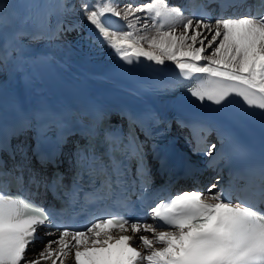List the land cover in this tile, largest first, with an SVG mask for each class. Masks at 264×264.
<instances>
[{
    "label": "snow or ice",
    "instance_id": "6c2138e0",
    "mask_svg": "<svg viewBox=\"0 0 264 264\" xmlns=\"http://www.w3.org/2000/svg\"><path fill=\"white\" fill-rule=\"evenodd\" d=\"M71 11L75 8L58 2L40 18V30L29 35L61 40L80 26L79 21L61 18ZM79 11L95 30L93 42L109 47L127 65L141 58L156 66L173 62L180 79L200 81L188 88L196 101L223 107L238 97L237 118L259 116L264 125V0H258L255 10L247 0H199L190 18L184 17L188 5L174 6L167 0H81ZM106 14L122 23H113ZM11 22L6 7H0V30ZM177 25H182V32H176ZM149 26L153 34L139 35ZM22 34L4 45L0 66L13 53L22 52ZM156 90L169 91L171 85L160 83ZM127 116V130L105 126V114L99 110L81 125L87 143L77 142L69 154L70 186L63 183V173L54 171L49 178L32 163L35 158L42 168L48 164L59 168L71 134L70 121L37 113L23 117L13 132L16 136L34 128L35 143L13 145L12 137L0 136V264H68L69 260L74 264H264V157L257 165L245 164L248 184L235 195L234 181L230 179L226 187L217 175L216 182L207 186V195L203 186L194 184L160 199L149 161L151 154L161 167L165 165L155 143L163 134L156 130L158 118L133 112ZM181 125L189 126L183 121ZM190 126L197 145L206 143L203 150L194 147L193 152L209 158L207 168L219 173L224 166L247 160L246 145L226 125L199 119ZM53 129L51 138L48 132ZM213 133L215 141L207 143ZM41 186L54 194L63 189L68 206L80 204L81 212L92 211L79 219L80 213H58L37 203L31 188ZM42 227L56 231L46 232L50 238L29 258V249L38 240L44 242L38 235ZM114 230L120 234L113 235ZM137 237L143 251L132 246Z\"/></svg>",
    "mask_w": 264,
    "mask_h": 264
},
{
    "label": "bare ground",
    "instance_id": "6f19581e",
    "mask_svg": "<svg viewBox=\"0 0 264 264\" xmlns=\"http://www.w3.org/2000/svg\"><path fill=\"white\" fill-rule=\"evenodd\" d=\"M25 2L26 8H29V0H25ZM58 2L72 8L66 3V0H58ZM167 2L170 5H175L177 1L167 0ZM17 6L16 0H4L2 7H6L7 14L12 18V22L3 30H0V38H2L0 41V54L4 51V45L11 44L13 36L20 33V27L21 29L23 27V10H19ZM55 6L53 4L54 9ZM79 9L75 8V11L65 12L61 16L69 23L79 21L80 26L75 31L66 33L59 41L49 42L46 39H33L29 35V33L35 32L32 30L31 22L25 26L26 33L23 37H20L22 52L12 54V58L7 63V71L0 78V131H7L13 136V132L17 130L18 122L23 117L39 113L46 118L50 114L47 106L55 98L40 75L39 70L35 67L33 53L46 54L70 80L73 87L80 92L92 95L94 98H99L109 108H123L124 96H127L138 110H140V107L145 108V103L154 99L152 95L136 88V85L132 82L125 83L124 81V78L131 77V75L145 77L143 70H136L139 61L133 65H127L109 47L94 43L95 30L90 29ZM106 16L113 23H122L119 18L112 17L111 14H106ZM184 17L188 18L185 14ZM148 24L151 25V22ZM35 28L36 31L40 30L38 25ZM154 31L149 26L146 34H153ZM164 31H168V29L165 28ZM182 31V25H177L176 32L180 33ZM145 47H147V44H145ZM141 61L147 62L143 58H141ZM156 67L170 74L178 73V69L175 68L173 62H166L164 66ZM151 92H154V90H151ZM106 95L115 96L116 99L108 100ZM126 105L128 104L126 103ZM152 107L158 108L161 114L168 116L170 114L165 111L168 110V107L165 108L159 101L153 104ZM114 111L118 113L119 110L115 109ZM33 130L36 129L33 128ZM25 133H27V130L18 132L13 137L19 138ZM31 142L30 136V144ZM158 230L165 231L167 229L161 228ZM136 243L143 251L138 238H136ZM39 250L33 245L28 252L29 258H33ZM68 264H74V262L69 260ZM140 264H144V262L141 261Z\"/></svg>",
    "mask_w": 264,
    "mask_h": 264
},
{
    "label": "rangeland",
    "instance_id": "374dc122",
    "mask_svg": "<svg viewBox=\"0 0 264 264\" xmlns=\"http://www.w3.org/2000/svg\"><path fill=\"white\" fill-rule=\"evenodd\" d=\"M57 1L58 0H29V4H28L29 8H26V2H25V0H16V5H18L17 7L19 8V10H23V16H22V24H23V27H22V29L20 27V32L23 33V34L20 37H23V35L26 33L25 26L27 24H29V22H31L32 28L35 31L34 26L36 24L38 25V22H39L40 18L46 12L51 11V10L54 9L53 4L56 5L57 4ZM72 2L73 1H71V0H66V3L70 7H72V8L73 7L74 8H80L81 7V0H74V4ZM3 4H4V0H3V3L0 4V6L1 5L3 6ZM38 4H44L45 7H38ZM120 7L123 8L124 7V4L121 3ZM138 15L146 18V15L144 13H140ZM149 22H151V20H148V23ZM139 23H140V25L144 24V19H141ZM212 23L214 24V22H212ZM22 24H21V26H22ZM148 29H149V27H148ZM145 34L146 33L144 31L139 32V35H145ZM208 38L211 39L210 36ZM1 39L2 38H0V41H1ZM0 45H1V42H0ZM7 66H8L7 64L6 65H3V66H0V78L3 75V73L5 71H7V68H8ZM27 138L28 137H25L24 139H21L22 142H25L23 140H25ZM43 247H44V245L41 246V247H39V248L38 247H36V248L37 249H42Z\"/></svg>",
    "mask_w": 264,
    "mask_h": 264
}]
</instances>
